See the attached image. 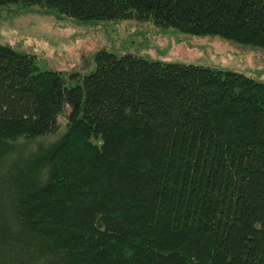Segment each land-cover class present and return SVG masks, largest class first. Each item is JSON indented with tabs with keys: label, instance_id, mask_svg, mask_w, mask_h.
<instances>
[{
	"label": "trees",
	"instance_id": "obj_1",
	"mask_svg": "<svg viewBox=\"0 0 264 264\" xmlns=\"http://www.w3.org/2000/svg\"><path fill=\"white\" fill-rule=\"evenodd\" d=\"M15 5L264 50V0H0ZM94 63L68 86L0 45V164L69 108L55 146L3 173L0 264H264V82L107 50Z\"/></svg>",
	"mask_w": 264,
	"mask_h": 264
},
{
	"label": "rangeland",
	"instance_id": "obj_2",
	"mask_svg": "<svg viewBox=\"0 0 264 264\" xmlns=\"http://www.w3.org/2000/svg\"><path fill=\"white\" fill-rule=\"evenodd\" d=\"M0 45L32 55L41 72L63 74L68 86L77 84L76 75L83 78L95 70L94 58L101 50L117 56L131 54L162 62L213 66L264 82L263 49L219 38L190 36L135 20L77 24L45 14L39 7L8 6L0 8ZM68 113L69 108L58 116L55 133L30 145L22 139L13 144L17 146L14 153L10 152L7 161L0 164V185L5 186L3 173L17 152L23 150L29 156L38 147L55 146L67 131ZM2 196L7 195L3 192Z\"/></svg>",
	"mask_w": 264,
	"mask_h": 264
}]
</instances>
